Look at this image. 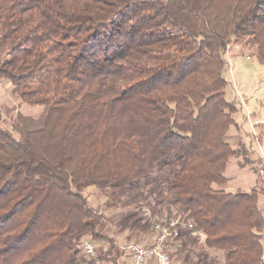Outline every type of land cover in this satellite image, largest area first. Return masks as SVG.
Returning <instances> with one entry per match:
<instances>
[{
  "label": "trees",
  "instance_id": "obj_1",
  "mask_svg": "<svg viewBox=\"0 0 264 264\" xmlns=\"http://www.w3.org/2000/svg\"><path fill=\"white\" fill-rule=\"evenodd\" d=\"M234 43L264 65V0H0V84L42 108L0 112V264H116L88 188L139 237L178 219L173 264H264V191L223 189Z\"/></svg>",
  "mask_w": 264,
  "mask_h": 264
},
{
  "label": "rangeland",
  "instance_id": "obj_2",
  "mask_svg": "<svg viewBox=\"0 0 264 264\" xmlns=\"http://www.w3.org/2000/svg\"><path fill=\"white\" fill-rule=\"evenodd\" d=\"M225 58L224 97L227 101L233 102L237 110L232 115L234 124L229 126L224 139L232 148H237L241 142L244 149H240L238 155L228 159L224 171L227 182L223 189L226 192H247L253 188L264 191V178L258 164L259 159L262 163L264 162V65L258 64L253 53L244 50L239 43L230 46ZM41 110L40 106H28L21 103L12 94L7 82L0 84L2 126L9 127L17 112L37 117ZM85 193L90 205L106 216L107 231L114 235L118 244L114 254L120 261L121 258L127 256L123 248L128 244L149 245L151 243L152 234L139 237L123 228L124 211L107 208L103 204L104 198L96 189L88 188ZM263 201L264 193L260 194L259 205L261 207ZM161 215H164L163 212ZM261 243L264 263V234ZM95 244L97 252L105 248L103 243L96 242ZM210 256L217 261L222 260L221 252L211 251ZM173 262L176 263L172 260Z\"/></svg>",
  "mask_w": 264,
  "mask_h": 264
},
{
  "label": "built area",
  "instance_id": "obj_3",
  "mask_svg": "<svg viewBox=\"0 0 264 264\" xmlns=\"http://www.w3.org/2000/svg\"><path fill=\"white\" fill-rule=\"evenodd\" d=\"M145 219L152 223L153 237L149 245L131 243L123 249L127 254V264H146L153 260L155 264H173L164 251V244L167 239L177 235V227L184 226L178 219L153 218L146 212ZM188 228H191L188 225ZM200 235V234H199ZM81 249L88 257L96 255V244L88 239L81 242ZM95 264H99L95 261Z\"/></svg>",
  "mask_w": 264,
  "mask_h": 264
},
{
  "label": "crops",
  "instance_id": "obj_4",
  "mask_svg": "<svg viewBox=\"0 0 264 264\" xmlns=\"http://www.w3.org/2000/svg\"><path fill=\"white\" fill-rule=\"evenodd\" d=\"M109 264H112V263H109ZM116 264H127V256L126 258H121V261L119 260V258H117ZM146 264H155V263L153 262V260H148Z\"/></svg>",
  "mask_w": 264,
  "mask_h": 264
}]
</instances>
